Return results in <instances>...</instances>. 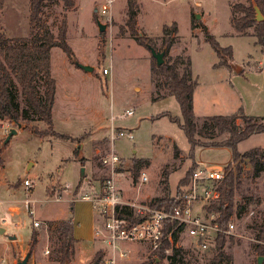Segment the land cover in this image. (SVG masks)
Here are the masks:
<instances>
[{"label":"rangeland","instance_id":"obj_1","mask_svg":"<svg viewBox=\"0 0 264 264\" xmlns=\"http://www.w3.org/2000/svg\"><path fill=\"white\" fill-rule=\"evenodd\" d=\"M77 1L80 10L68 14V42L76 60L95 70L87 73L78 69L58 48L52 50L51 58L52 74L57 81L54 129L71 139L37 135L34 129L47 128L38 120L2 122L11 125V131H17L5 144L10 133L6 134L0 124V147L5 161L0 166V264H17L29 253L28 264H60L56 257L57 230L66 218H72L73 234L80 240L78 252L69 264H90L99 249L106 250L95 234L99 215L92 203L82 197L98 196L105 179L112 175L101 161L113 151L122 158L116 170L129 173L119 183L123 200L144 205L156 198L175 196L179 182L194 164L225 172L232 163V151L228 148H197L191 159L184 131L168 117H162L169 113L181 118V109L167 91L158 94L151 71L156 60L125 27L128 0H116L112 24L104 35L94 19V14H98L97 2L101 0ZM239 2L246 1L137 0L138 30L142 36L153 39L158 48L163 44V27L178 25L181 41L170 49L168 56L185 54L191 59L193 76L199 82L194 96L198 124L202 117L227 115L235 98H241L246 114L264 117V70L259 68L264 61V44H256L255 37L238 35L231 26V6ZM28 12L29 0H7L5 9L0 10V31H7L10 36H28ZM193 13L200 15V19L193 18ZM62 15V8L54 6L46 9L43 16L55 34ZM191 22L201 28L199 33L193 32ZM204 27L222 47H232V70L216 67L219 59L206 41ZM40 90L44 91L43 80ZM159 95L164 96L158 98ZM17 100L22 108H27L20 93ZM128 110L135 114L125 117ZM30 115L36 119L34 114ZM114 126L132 131L134 140L118 139L112 145L108 136ZM175 147L181 151L178 156ZM255 148L264 149V133L251 136L239 150ZM135 161H141L140 177L147 174L144 184L141 178L138 183L133 182ZM242 164V185L235 202L238 206L252 201L233 218L235 239L227 242L225 250L232 255V264H257L253 246L256 227L264 221V174L254 179L248 161ZM25 180L34 185L29 191ZM57 195L62 197L59 202L55 200ZM26 199L31 200L33 215ZM35 221L41 223L39 228L33 226ZM33 230L39 231V244L31 252ZM12 236L16 240H10ZM178 241L184 251L176 264H207L213 255V248L200 250L185 233ZM124 248L129 256L121 259L116 252L117 264H143L152 258L147 246L130 244ZM106 256L110 258L112 252L108 250ZM170 263L166 260L163 264Z\"/></svg>","mask_w":264,"mask_h":264},{"label":"trees","instance_id":"obj_2","mask_svg":"<svg viewBox=\"0 0 264 264\" xmlns=\"http://www.w3.org/2000/svg\"><path fill=\"white\" fill-rule=\"evenodd\" d=\"M245 1V3L239 2L231 6V26L238 35L255 37L256 44L262 46L264 44V20L256 21L254 5L259 7L264 17V0ZM6 3L7 0H0L1 11L5 9ZM54 6L61 7L63 12L57 34L43 18L46 9ZM127 8L125 27L131 37L148 51H151L150 47L158 52L166 51L164 64L162 66L152 65V76L158 94L163 90L167 91V94L174 97L180 106L181 118L173 117L169 113L162 114V117H168L171 122L176 123L184 131L190 145V158H194L197 148H228L232 151V163L225 168L224 179L220 184L222 199L208 209L209 212L218 214L221 228L227 229L231 219L238 216L252 201L249 199L246 205L238 206L235 202L236 193L242 185V163L248 161L254 179L264 174V149L255 148L244 153L238 150L241 142L253 135L264 133V117L250 116L243 108H240L233 115L202 118L201 123L198 124L194 109V93L199 82L193 76L191 59L185 54L175 57L168 56L170 49L180 42L178 25L174 23L172 28L168 25L163 27V44L161 48H158L153 39L142 36L138 30L137 0H128ZM78 9L77 0H29V12L26 17L28 36L20 34L10 36L11 34L7 31H0V121L30 123L38 120L43 122L47 128L45 130L34 129L33 131L37 135L41 137L52 135L56 138L71 139L70 136L60 134L54 129L53 110L56 103L57 81L52 74L51 58L52 50L58 48L75 64V53L68 42V14ZM193 18L196 16L193 15ZM94 19L97 21L98 14H94ZM195 28H197L196 22L192 24V29ZM204 29L206 30V41L219 59L216 67H226L232 70L231 63L234 59L232 47H222L216 37L209 33L206 27ZM251 29H253V34H250ZM41 80L44 82L43 92L40 90ZM18 93L22 95L27 108H22L18 103ZM163 96L159 95L158 98ZM31 113L36 116V119L31 118ZM180 152V149L175 147V156H178ZM4 162L0 147V166H4ZM101 163L103 165L102 161ZM198 167V164H194L189 169L179 182L175 196L156 198L148 202V205L154 209L168 211L176 208L180 203L179 199L183 189L187 187ZM140 169L141 161H135L132 168L134 183H138L141 178ZM123 215L130 218L128 217L129 212L124 211ZM139 220L133 219L134 222ZM73 228L72 218H66L57 230L56 257L60 264L70 263L78 252L77 245L80 240L75 238ZM233 239H235L233 236L219 234L213 255L207 264H232L233 257L225 249L227 242ZM255 240L253 247L257 258L264 257V221L256 227ZM38 244L39 231L33 230L29 244L30 251L33 252ZM168 247H170V242L166 240L165 248ZM183 251L182 248L175 249L172 257L158 252L157 262L152 253V258L143 264H163L166 260H171L170 264H176L177 258ZM106 254V250L99 249L90 264H103Z\"/></svg>","mask_w":264,"mask_h":264},{"label":"built area","instance_id":"obj_3","mask_svg":"<svg viewBox=\"0 0 264 264\" xmlns=\"http://www.w3.org/2000/svg\"><path fill=\"white\" fill-rule=\"evenodd\" d=\"M116 0H101L98 2V19L107 26H111L113 21V8ZM264 54V52H263ZM259 68L264 70V61L259 63ZM109 74V70H105ZM135 111L128 110L125 117L133 116ZM2 129L6 134L11 132V125L2 124ZM134 140L132 131L118 130L115 126L111 128L108 139L112 145L118 139ZM103 165L111 169L112 175L107 177L98 196L85 195L83 200L89 201L99 215V225L96 228V238L105 245L106 251L110 250L113 256L105 258L103 264H117L116 252L119 257L125 259L129 256L125 245L147 246L153 258L157 259V253H164L170 257L175 249H180L179 236L185 233L196 242L200 250L215 248L216 239L219 234L234 236L236 225L233 218L227 229L221 228L218 222V214L209 212L208 209L213 204L222 199L221 182L224 179L223 169L209 167H198L194 172L189 184L183 189L179 199V205L171 211L166 209H154L148 204L127 203L121 195L119 183L121 179L127 178L129 173L116 170L121 166L122 158L117 152H112L108 157L102 159ZM148 181L147 174L141 177V184ZM25 188L29 191L33 188V183L24 181ZM68 190L69 186L65 185ZM62 197L56 196L59 202ZM30 214L31 200H25ZM129 212L127 218L123 212ZM133 219H140L133 221ZM41 223L35 221L33 226L39 228ZM169 240L170 247L165 248V242ZM119 250V251H118ZM49 253V252H47ZM107 257V256H106Z\"/></svg>","mask_w":264,"mask_h":264},{"label":"water","instance_id":"obj_4","mask_svg":"<svg viewBox=\"0 0 264 264\" xmlns=\"http://www.w3.org/2000/svg\"><path fill=\"white\" fill-rule=\"evenodd\" d=\"M254 9L256 12V21L257 22H262L264 20V17L261 13V10L259 9V7L257 5H254ZM97 12V10H96ZM200 15H196V19H200ZM97 25H98V29L100 31V33H104L107 30V26L105 24H103L99 19H97ZM150 52L153 56V58L156 60V64L157 66H162L165 62L164 57L166 54V51L163 52H158L156 51L154 48L150 47ZM75 66H77L79 69L83 70L84 72L87 73H93L95 68L92 66H88V65H84L82 63H80L79 61H75ZM21 125V124H20ZM17 133L16 130H12L8 136V138L5 141V144H7L10 139L12 138L13 135H15ZM5 233V230H1V234ZM10 240H16L15 236L10 237ZM31 258V253H29L23 260H18L17 264H28L29 260ZM69 264V263H66ZM257 264H264V257L263 256H259L257 258Z\"/></svg>","mask_w":264,"mask_h":264},{"label":"crops","instance_id":"obj_5","mask_svg":"<svg viewBox=\"0 0 264 264\" xmlns=\"http://www.w3.org/2000/svg\"><path fill=\"white\" fill-rule=\"evenodd\" d=\"M98 3V2H97ZM80 10V9H79ZM95 10V9H94ZM193 11H195V10H193ZM194 13H196V12H194ZM193 13V15H197V14H194ZM191 18H192V16H191ZM193 19V18H192ZM192 22H191V28H192ZM203 25L204 26H206L205 25V22L203 23ZM207 27V26H206ZM193 30V32H195L196 33V31L199 33L200 31H201V28L199 27V26H197V28H195V29H192ZM208 30V29H207ZM209 32V31H208ZM180 41H181V39H180ZM219 63V62H218ZM217 63V64H218ZM196 79V78H195ZM198 80V79H197ZM194 96H195V93H194ZM240 108H243V105H242V103H241V98L239 99V98H235V99H233V101H232V103H231V108H230V111H229V113H227V115H222V116H229V115H233V114H235ZM194 109H195V100H194ZM215 116V115H214ZM197 117V116H196ZM207 117V116H206ZM202 118H204V117H202ZM239 123H241V121H239ZM0 124H1V128H2V121H0ZM20 131V130H19ZM249 139V138H248ZM247 139V140H248ZM247 140H245V141H243V142H241L240 144H239V146H238V150L240 149V146L242 145V144H244ZM257 147H260V146H257ZM262 148V147H261ZM239 152H241V153H244V152H242V151H240L239 150ZM247 152V151H246ZM200 167H201V163H197ZM121 188V187H120ZM95 243H96V239H95Z\"/></svg>","mask_w":264,"mask_h":264}]
</instances>
